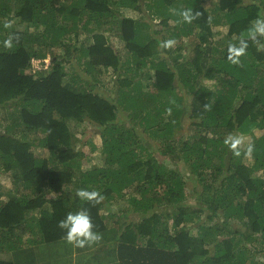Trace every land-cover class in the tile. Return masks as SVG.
Returning a JSON list of instances; mask_svg holds the SVG:
<instances>
[{"label":"trees","instance_id":"trees-1","mask_svg":"<svg viewBox=\"0 0 264 264\" xmlns=\"http://www.w3.org/2000/svg\"><path fill=\"white\" fill-rule=\"evenodd\" d=\"M258 19L264 0H0V171L15 184L0 188V264L59 254V222L79 211L100 239L67 242L70 264H264ZM117 30L123 51L104 32ZM83 123L102 139L92 155L76 150Z\"/></svg>","mask_w":264,"mask_h":264},{"label":"clouds","instance_id":"clouds-1","mask_svg":"<svg viewBox=\"0 0 264 264\" xmlns=\"http://www.w3.org/2000/svg\"><path fill=\"white\" fill-rule=\"evenodd\" d=\"M185 22H191L195 15L191 12V10L185 11L182 13ZM10 25H6L8 27ZM248 37L252 40H256V37L262 36L264 37V20L258 19L253 27L248 31ZM13 36H9V38L4 42V46L7 48H11L13 46ZM247 41L241 39L239 41V46H231L229 48L228 59L232 63H239V57L243 55L247 49ZM47 60V59H46ZM231 148L235 149L237 144L240 143L238 139L231 138ZM228 143V141H226ZM76 195L83 200H95L97 203L103 199L100 193L86 190H79ZM59 227L66 230V240L68 243L73 244L77 247H84L86 245H91L94 242L100 239L99 233L94 231V224L91 221L90 216L86 211H79L76 213H69L65 219L59 222Z\"/></svg>","mask_w":264,"mask_h":264},{"label":"rangeland","instance_id":"rangeland-1","mask_svg":"<svg viewBox=\"0 0 264 264\" xmlns=\"http://www.w3.org/2000/svg\"><path fill=\"white\" fill-rule=\"evenodd\" d=\"M212 4V3H211ZM127 13L130 14L129 10H127ZM147 16H148V12H147ZM161 19H157V20H154V21H150L151 24L153 25H156L157 30H161L163 31V26L161 25ZM171 24L174 25V21H171ZM109 25H107L108 27ZM165 28V27H164ZM118 29H120L118 27ZM105 34L107 35V37L110 39V42L113 46H115L119 51H123L124 50V47H123V44L124 42L120 41V31L117 30V31H104ZM162 33H159V34H156V36L158 38H161L162 37ZM49 59L46 60V62H48ZM41 60H34V67L35 68H40L41 66ZM113 76H110L107 81H110L112 79ZM117 78V76H115ZM112 81V80H111ZM104 93H110V95H114L116 93V90H111V87H106L105 90H103ZM127 125L128 126H132V123L127 121ZM186 128H187V125H186ZM185 128V129H186ZM140 134L142 135V137L144 138H147L143 132H142V128H138ZM75 133L76 135L78 136V141L76 142V150L80 149L82 151H85L87 154H91L92 155V152H91V147L90 145H88L87 143L88 142H92V144L94 143V145H97V146H100L101 143H102V139H101V136H100V133L98 132V129L95 127V126H92V125H89V124H81L79 127H77V129L75 130ZM87 142V143H86ZM155 143V142H154ZM34 148H36L37 151L39 150H43V149H40L38 148V146H34ZM44 151V150H43ZM99 150H97L96 152H98ZM95 155V154H94ZM97 155V154H96ZM156 155L159 157V158H163V160H166V158L168 157H162L159 153H156ZM99 155L96 156V160L99 159L98 158ZM95 161V160H94ZM98 163V160L95 161ZM182 162V161H181ZM166 163L168 164H171L172 161H166ZM183 163V162H182ZM181 163V164H182ZM175 164V163H174ZM180 164V163H178ZM88 163L85 165L87 166ZM183 169L184 166H183ZM187 176V175H186ZM0 188L2 189H8V188H13L15 186L14 184V177L13 176H10V175H7L3 172V170L0 171ZM191 198V196L189 197V199ZM194 198H196L194 196ZM188 199V202H190V200ZM121 206H119V208L122 210V208H126V207H129L128 203L126 202V199L124 198L122 200V202L120 203ZM118 206V205H117ZM164 210H166V208H163ZM116 210H118V207H116ZM136 214L133 213L131 207H129V213H128V218L127 220H135L136 219ZM135 217V218H134ZM126 219V218H125ZM63 244H65L67 247H65L64 249H59L58 251L60 252L59 254L55 255L53 253V250L54 248L52 249V251H48L47 253L45 251L43 252H40L38 251L37 253V259H36V263L37 264H70L69 262H65L64 260V256L62 255V252H67L69 248H73L71 246H68L69 244L65 241L63 242ZM2 256V255H1ZM6 258L9 257L8 254H5L4 255ZM3 257V256H2Z\"/></svg>","mask_w":264,"mask_h":264},{"label":"crops","instance_id":"crops-1","mask_svg":"<svg viewBox=\"0 0 264 264\" xmlns=\"http://www.w3.org/2000/svg\"><path fill=\"white\" fill-rule=\"evenodd\" d=\"M71 250V251H70ZM78 250L77 249H68V251L67 252H64V254H63V256H64V260H65V262H66V258H68V256L70 255V257H72L73 255H77L78 254Z\"/></svg>","mask_w":264,"mask_h":264}]
</instances>
